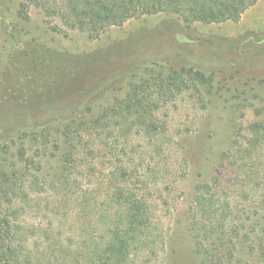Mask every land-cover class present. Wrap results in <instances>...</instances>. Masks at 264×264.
<instances>
[{
	"label": "rangeland",
	"instance_id": "rangeland-1",
	"mask_svg": "<svg viewBox=\"0 0 264 264\" xmlns=\"http://www.w3.org/2000/svg\"><path fill=\"white\" fill-rule=\"evenodd\" d=\"M36 2L0 0V145L8 147L0 160L15 181L20 177L29 185L37 176L47 184L30 189L19 222L47 226L52 216L43 207L55 203L49 185L73 159L72 179L83 190L99 188L100 177L123 159L134 173L132 186L150 194L158 208L166 241L159 262L205 264L195 251L189 207L222 155L234 141L249 138L250 125L263 119L264 0L238 22L187 24L160 13L98 37L47 18ZM182 68L202 73L208 82H190L188 91L161 107L158 121L165 128L156 140L117 127L101 136L92 127L135 84ZM185 77L192 80V74ZM70 117L76 123L68 131ZM168 164V180L150 179ZM22 206L13 199L15 209ZM240 258L238 264H264L257 255Z\"/></svg>",
	"mask_w": 264,
	"mask_h": 264
},
{
	"label": "trees",
	"instance_id": "trees-1",
	"mask_svg": "<svg viewBox=\"0 0 264 264\" xmlns=\"http://www.w3.org/2000/svg\"><path fill=\"white\" fill-rule=\"evenodd\" d=\"M259 1L37 0L36 4L47 18L98 37L111 27L160 13L175 14L187 24L238 22ZM187 73L192 80L185 77ZM190 82L208 81L202 73L185 68L144 79L132 86L119 105L105 110L92 127L100 129L101 136L117 127L137 129L156 140L165 128L158 121V111L188 91ZM262 115L261 121L250 125V137L234 141L232 149L222 155L210 182L196 188L188 218L195 251L205 264H238L244 254L264 261V107ZM75 123L70 117L68 131ZM7 148L0 145V155ZM75 161L49 185L55 203L43 208H49L51 221L35 227L22 225L19 217L28 208L30 189L47 184L41 185L37 176L29 185L20 177L15 181L0 160V264H163L159 256L166 241L158 208L150 194L132 186L134 173L127 161L117 160L95 190H83L72 179ZM169 164L168 172L165 165L164 172L158 176L151 172L150 179L157 181L163 175L168 180L173 172ZM14 198L21 199L22 208L13 207Z\"/></svg>",
	"mask_w": 264,
	"mask_h": 264
}]
</instances>
